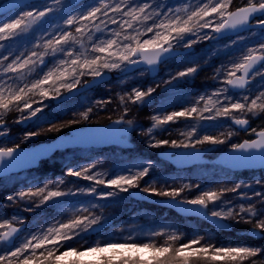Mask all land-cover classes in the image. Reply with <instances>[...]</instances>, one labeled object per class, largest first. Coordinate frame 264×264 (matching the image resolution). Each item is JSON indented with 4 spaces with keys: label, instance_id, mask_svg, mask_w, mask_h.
Here are the masks:
<instances>
[{
    "label": "snow or ice",
    "instance_id": "snow-or-ice-1",
    "mask_svg": "<svg viewBox=\"0 0 264 264\" xmlns=\"http://www.w3.org/2000/svg\"><path fill=\"white\" fill-rule=\"evenodd\" d=\"M19 3L20 0L8 6L12 15L0 16V50L8 52L0 56V79L7 77L12 81L0 83V137L8 135L5 117L10 112L20 113L15 123L38 120V114L47 107L46 100H57L64 94L78 92L82 87L103 79L106 72H128L133 68L141 75L155 72L160 64L166 63L178 49L183 48L186 50L184 55L189 58L187 64L163 81L168 91L175 92L180 81L195 79L204 65L210 63V58L201 60L192 54L195 45L235 35L236 39L225 44L227 51L245 40L241 32L248 30L257 36L253 29L260 30L259 42L255 46L245 45L246 50L239 57L221 62L220 67L213 69L210 79L221 87L210 94L193 97L189 106L179 110L160 106L154 110L157 114L149 117L151 126L146 132L141 129V133L150 137L146 140L149 148L171 147L199 153L207 150L205 146L215 148L227 144L240 131L247 132L252 119L264 116V0H247L234 9V0H202L196 4L167 8L166 11L156 0H113L112 3L98 0L95 5H75L73 0H68L64 5V26L58 27L54 34L49 33L47 39L41 36L31 50L25 49L13 55L11 47H6L3 42L25 37L34 25L50 23L49 17L56 12L47 3H31L24 6L32 10L16 15L13 10L19 7ZM77 7L79 13L72 15ZM109 25L117 28L106 32ZM97 33L107 38H101ZM74 45L80 50L74 49ZM217 54L211 53L213 56ZM49 56L56 58L52 67L46 65L45 58ZM84 77H90V80L84 81ZM257 78L260 90L253 92L252 84ZM159 88V83L147 88L133 87L120 95L123 115L113 124L126 125L123 128L130 130L133 120L126 119L132 111L129 105L139 109L154 103L153 96ZM112 102L100 99L95 103L102 108ZM93 111V107H88L61 124L53 123L41 131H29L23 139L59 132L61 128L88 121ZM180 121L201 124L231 121L235 130L221 131L219 135L213 132L200 134L195 124H188L190 130L181 132L185 137L183 140L157 138V132L170 134L169 126ZM251 133L255 138L233 143L228 152L239 154L243 160L259 159V168H264V124L258 129L251 128ZM22 151L20 144L0 147V177L10 172ZM96 167L95 163L69 167L66 177L33 182L12 194H0V203L22 204L24 212L38 213L49 206H60L69 197L86 195L99 200H115L120 194L139 192L199 209L219 229L229 228L232 224L248 225L251 237L219 244L210 237L197 235L181 242L178 230H157L151 235L163 238V244L131 241L129 237L123 242L105 241L87 247L77 246V237L83 239L85 233L95 232L102 226L101 217L92 214L89 207H77L69 218L55 220L36 231L28 230L23 218H14V222L0 219V264H62L71 257L76 259H68V264H264V244L251 242L256 237L264 241V177L255 179L254 184L225 181L223 186L207 189L200 184L175 187L167 181L163 182L164 187H158L157 181L148 179L156 167L151 160L137 161L108 178L94 171ZM66 178L83 180L89 185H75L73 179ZM67 184H74V187L65 190L62 186ZM255 186L260 190H254ZM105 188L110 190L103 191ZM186 189L199 191L191 198H185ZM231 197H237L241 202L234 204ZM95 207L97 205L91 203V208ZM115 249L144 250L153 255L148 261L129 257H121L117 261L116 253L113 256L102 255L96 261L80 260L86 255Z\"/></svg>",
    "mask_w": 264,
    "mask_h": 264
},
{
    "label": "rangeland",
    "instance_id": "rangeland-1",
    "mask_svg": "<svg viewBox=\"0 0 264 264\" xmlns=\"http://www.w3.org/2000/svg\"><path fill=\"white\" fill-rule=\"evenodd\" d=\"M5 1L6 0H0V5H2ZM67 2L68 0H60L59 3H57L56 0L47 2L37 0L32 2L36 4L47 3L49 6L56 9V12L49 17L51 22L43 25H34L25 37L19 38L16 41H5L3 42L5 46L11 47L10 51L13 55H16L21 51H25V49L31 50L32 46L37 41H40L41 36L45 39L49 38V33L54 34L58 30V27L64 26L63 21L66 18L64 5ZM107 2L112 3L113 0H107ZM138 2H146V0H138ZM147 2H152V0H147ZM200 2H202V0H156V3L160 4L165 11L167 8L174 9L175 7H179L184 4H196ZM246 2L247 0H234L232 7L234 9V7ZM83 3L95 5L98 3V0H89ZM28 10L32 9L23 6L14 10V13L19 15L22 14V11ZM79 11L80 9L77 7L71 14L76 15ZM12 14L13 13H8L2 16L6 18ZM101 27L104 26L101 25ZM116 28V25H109L105 31L110 32ZM252 31L257 32V36H253L251 31L242 33L240 35L244 36L245 40L241 44L233 46L227 51H225L224 48L225 44H228L231 40L236 39V36L225 37L212 41H203L195 45L192 49V54L201 60L210 58V63L204 65L203 70L200 71L199 75L195 79L180 81L179 85L175 89V92L168 91L165 88L163 81H166L169 78L170 73H174L175 71L182 69L187 64L189 58L184 55L186 50L183 48L178 49V51H182V54L169 59L166 63H164L154 77L151 76L150 72H145L141 75L139 70H134L132 72H120L119 70L106 72V74L111 76L109 81H106L73 99L64 102L59 101L61 98L57 100H46L45 104L47 107L44 109L42 114H38V120L34 118L30 122L15 123V121L19 119L20 113L15 111L10 112L5 117V120L7 121L6 130L8 135L0 137V147H12L16 144H20V147H31L39 143L48 142L47 137L49 133L42 134L30 140H24L23 138L25 134L29 131H41L44 128L50 127L53 123L61 124L64 121L75 118L76 114L86 110L88 107H93L94 109L91 119L88 121H82L81 123L72 125L71 127L77 125H95L101 121H103L104 124L109 123L111 120H115L123 115V108L121 107L119 101L120 95L131 91L133 87L147 88L148 86H154L157 83L160 84L158 93L153 96L154 103L139 109L135 106L129 105L132 111L126 119L133 120L132 130L127 137L132 145L131 148L123 149L120 147H110L104 149H74L59 151L51 158L41 162L40 166L35 170L13 174L0 179V194H12L14 191L26 188L33 182L49 181L61 176L66 177V171L69 167L78 168L81 165L95 163L97 167L94 171H99L104 174L105 178H108V176H111L116 172H121L133 163L141 160H151L156 164L155 169L152 171L151 176L148 179L157 181L158 187H164V181H167L169 185L175 187H181L184 184H200L201 187L205 189L223 186L222 182L225 181L229 183L233 181H244L249 184H254L255 179L264 177V173L256 171L242 174L244 177H241L238 174L239 172L224 169L222 166L213 164V162L195 165L182 170L176 169L168 161L159 159L158 154L164 150L181 149H172L171 147L161 149L149 148L146 140L150 139V137H146L141 133V129L146 132L147 128L151 126L149 117L152 114H157L154 110L160 106H167L169 110H179L183 107L189 106L193 97L210 94L218 87H221L218 82H214L210 79L213 75V69L220 67L221 62H226L232 57H239L240 53L246 50L245 45L255 46L259 42L260 30L256 29ZM96 35L101 38H107L102 36L100 33H97ZM146 38L147 37H142V39ZM85 44H87V41H85ZM73 47L74 49L80 50L77 45H74ZM41 50L42 49H37V51ZM211 53L218 54L213 56ZM7 54V51L0 50V56ZM85 54L88 53L86 52ZM11 58L12 57H10V59ZM45 59L47 67H52L56 58L49 56ZM29 79H32V77H29ZM83 80L88 81L90 80V77H84ZM4 81L12 83V81L8 80L7 77L0 79V83H3ZM252 89L253 92L260 90L259 78L253 82ZM65 95L66 94H64L63 97ZM36 99L39 98L37 97ZM100 99L112 100L113 102L101 108L95 103ZM35 106L36 105H34V107ZM188 124H195L197 131L200 134L213 132L219 135L221 131L227 132L229 130H235V125H232L231 121H220L219 123L204 122L203 124L197 121H180L169 126L170 134L169 132H164L163 134L157 132V138L183 140L185 137L181 136V132L190 130L187 126ZM65 128L70 127H64L60 130ZM242 136L243 131H240L239 134L234 136L227 144L215 147V150L208 155V159L213 161L222 152L230 150L233 143L242 141ZM133 171H135V169H133ZM66 179H73L75 185H89V182L83 180H75L74 178ZM74 184H67L66 187H62L67 190V188L74 187ZM109 190L110 189L106 188L103 189V191ZM254 190H260L259 186H255ZM197 191L199 190L186 189L183 195L185 198H191ZM134 194H120L115 200H99L86 195L69 197L66 198L60 206H49L46 209L39 210L38 213H26L23 211L22 204L18 206L11 204L10 202L3 201L0 203V219H8L14 222V218H23L26 221L27 229L30 231H36L37 229L43 228L47 224L55 222V220L69 218L77 207H89L92 214L101 217L102 224H110L101 231L95 233H85L83 239L77 237V246L83 245L85 247L97 242H123L129 237L131 238V241H142L145 243L151 241L163 244V238L153 237L151 235V233L157 230H178V233L181 234V242L197 235H203L210 237L214 243L225 244L236 242L229 240V234L232 231L240 232L246 227L247 229L249 228L248 225L241 223L232 224L231 231L219 230L208 225L202 218L186 220L176 214L170 213L167 210H159L150 205L144 206L134 198ZM142 195L150 196L145 194ZM150 197L159 198L156 196ZM231 199L234 204L241 202L237 197H231ZM91 203H95L97 207L91 208ZM247 229L246 231L249 232ZM239 234H241V232ZM68 243L73 242L69 241ZM253 244L259 245L257 243ZM114 253H116L115 259L117 261H119L121 257L142 258L144 261H148L153 255L152 252L144 250L136 252L133 250L115 249L105 250L103 253L86 255L84 257H80V260L96 261L102 255L113 256ZM68 259L76 258H67L62 262V264H68Z\"/></svg>",
    "mask_w": 264,
    "mask_h": 264
},
{
    "label": "water",
    "instance_id": "water-1",
    "mask_svg": "<svg viewBox=\"0 0 264 264\" xmlns=\"http://www.w3.org/2000/svg\"><path fill=\"white\" fill-rule=\"evenodd\" d=\"M34 1L36 0H20L18 8H21L24 5L30 4ZM42 1L47 2L51 0H42ZM86 1L89 0H73V3L75 5H79ZM16 2H18V0H6L5 2H3L2 5H0V16L8 14L9 13L8 6ZM247 31L248 30L243 31L240 34L245 33ZM231 36H235V35H231ZM180 54H182V51H177V53L173 56V58ZM161 65L162 64H160L158 68ZM134 70L137 69L135 68L129 69L128 72H132ZM157 70L155 72H150L151 75L154 76ZM110 78L111 76L109 74H105L103 79L92 82L87 87H82L78 92L66 94L59 101L64 102L73 99L89 91L90 89L97 87L106 81H109ZM113 121L106 124L78 126L72 128L67 134H61L51 141L45 143H39L31 147H21L23 151L14 161L13 166L10 169V172L4 173L5 175L0 177V179L9 175L35 170L39 167L41 162L51 158L54 154H56L59 151L74 150V149H83V150L103 149L108 147H120L123 149L131 148L132 145L127 139V137L131 132L132 128L130 130L125 129L123 127H126V125H115L113 124ZM253 138H255V136ZM206 148H207L206 151L199 153L192 150L184 151L183 149L164 150L158 154V158L161 160L168 161L172 166H174L176 169L179 170L190 168L195 165L208 164L210 162H213V164L222 166L223 168L231 171L264 170V168H259V164H260L259 159L243 160L239 158V154L228 152L229 150L222 152L213 161H210L208 159V155L212 153L215 149L213 147H206ZM173 152H177L178 154L173 155ZM253 166H255L256 168H251ZM133 196L135 199H137L140 202L155 205L163 209L172 210L185 219L202 218L211 227L219 229L213 224L214 222L207 219L199 209H193L181 204L169 202L166 200H161V198L144 196L140 193H135ZM109 224L110 223L102 224V226L98 228L97 231L95 232L105 229ZM231 229L232 227L230 226L229 228L219 229V230L231 231ZM95 232H91V233H95ZM249 235L251 236V233H249Z\"/></svg>",
    "mask_w": 264,
    "mask_h": 264
},
{
    "label": "trees",
    "instance_id": "trees-1",
    "mask_svg": "<svg viewBox=\"0 0 264 264\" xmlns=\"http://www.w3.org/2000/svg\"><path fill=\"white\" fill-rule=\"evenodd\" d=\"M98 124H104V122L101 121ZM262 124H264V116H259V117L255 118V119H252L251 126H250L249 130L247 132L243 131V136L241 137L242 140H244V139H253L254 135L251 133V128L254 127V128L258 129V128L261 127ZM74 127H78V125L74 126ZM74 127L62 129L59 132L49 133L48 137H47V141L53 140L54 138H56L57 136H59L61 134H67ZM251 172H256V171H243V172H239L238 174H239V176L244 177V176H242V174L251 173ZM258 172L264 173V170H260ZM159 210H163L164 211V209H161V208H159ZM169 212L172 213V214H175L174 211H170L169 210ZM246 229H247V227L244 228L243 231H240L241 234H239L240 232H238V231H232L229 234V240L238 241V240H242V239H249L251 236H249V234H248L249 232H247ZM251 242L252 243H257V244H264V241H261L259 238H255Z\"/></svg>",
    "mask_w": 264,
    "mask_h": 264
},
{
    "label": "flooded vegetation",
    "instance_id": "flooded-vegetation-1",
    "mask_svg": "<svg viewBox=\"0 0 264 264\" xmlns=\"http://www.w3.org/2000/svg\"><path fill=\"white\" fill-rule=\"evenodd\" d=\"M162 65H164V64H162ZM162 65L158 68V70L162 67ZM158 70H157V72H158ZM157 72H156V74H157ZM156 74H155V75H156ZM155 75H154V76H155ZM151 76H152V75H151ZM154 76H152V77H154ZM111 121H112V120H111ZM139 203H140V204H143L144 206H148V205H150V204H147V203H144V202H140V201H139ZM150 206H153V207H156L157 209H159L158 206H154V205H150ZM167 211H169V210H167ZM170 211H171V210H170ZM174 213H175V212H174ZM175 214H176L177 216H179L177 213H175ZM179 217H181V216H179ZM182 218H183V217H182ZM184 219H185V218H184ZM186 220H188V219H186Z\"/></svg>",
    "mask_w": 264,
    "mask_h": 264
},
{
    "label": "bare ground",
    "instance_id": "bare-ground-1",
    "mask_svg": "<svg viewBox=\"0 0 264 264\" xmlns=\"http://www.w3.org/2000/svg\"><path fill=\"white\" fill-rule=\"evenodd\" d=\"M225 169V168H224ZM228 170V169H227ZM234 172H240V171H234ZM206 222V221H205ZM207 223V222H206ZM208 224V223H207ZM209 225V224H208Z\"/></svg>",
    "mask_w": 264,
    "mask_h": 264
}]
</instances>
